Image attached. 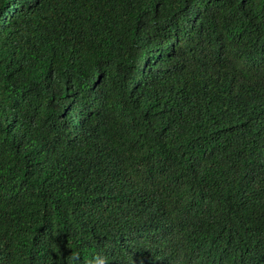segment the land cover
I'll return each instance as SVG.
<instances>
[{"label": "trees", "instance_id": "16d2710c", "mask_svg": "<svg viewBox=\"0 0 264 264\" xmlns=\"http://www.w3.org/2000/svg\"><path fill=\"white\" fill-rule=\"evenodd\" d=\"M0 264H264V0H0Z\"/></svg>", "mask_w": 264, "mask_h": 264}]
</instances>
